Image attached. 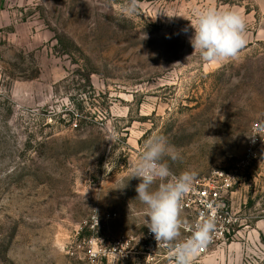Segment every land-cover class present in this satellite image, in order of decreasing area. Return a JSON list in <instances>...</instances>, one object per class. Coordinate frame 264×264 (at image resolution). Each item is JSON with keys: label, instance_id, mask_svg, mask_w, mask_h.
<instances>
[{"label": "rangeland", "instance_id": "374dc122", "mask_svg": "<svg viewBox=\"0 0 264 264\" xmlns=\"http://www.w3.org/2000/svg\"><path fill=\"white\" fill-rule=\"evenodd\" d=\"M123 2L2 0L0 264H176L184 232L151 247L129 179L145 141L204 179L264 124V0H138L131 17ZM209 7L245 17L238 59L194 53L188 19ZM225 203L234 233L191 264H264V148Z\"/></svg>", "mask_w": 264, "mask_h": 264}, {"label": "clouds", "instance_id": "9594fccd", "mask_svg": "<svg viewBox=\"0 0 264 264\" xmlns=\"http://www.w3.org/2000/svg\"><path fill=\"white\" fill-rule=\"evenodd\" d=\"M137 8L138 0H124L121 14L131 17ZM188 20L194 29L190 38L194 53H199L205 61L236 60L247 44L246 19L235 9L209 7L197 10L195 20ZM181 159L165 136L154 135L145 141L139 158L131 165L129 179L140 180L135 189L136 200L146 206L148 219H145V225L158 245L161 242L171 245L180 238L184 226L183 201L197 179L193 170L173 172L171 163ZM214 230L215 218L205 215L195 226L190 239L176 247V264H191V257L211 241Z\"/></svg>", "mask_w": 264, "mask_h": 264}, {"label": "built area", "instance_id": "2783aa9c", "mask_svg": "<svg viewBox=\"0 0 264 264\" xmlns=\"http://www.w3.org/2000/svg\"><path fill=\"white\" fill-rule=\"evenodd\" d=\"M1 3L2 0H0V5ZM263 148L264 124L255 123L251 128L243 155L232 165V167L227 170L215 171L208 178L196 179L193 189L186 195L183 201V213L194 214V220L190 224H184L182 231L185 234V239L181 244L177 245V247L186 243L190 239L195 226L205 217V215H211L215 218V230L212 233L211 241L195 252L197 255L200 256L206 254L210 248L226 241L228 237L234 233V229L238 224V219L225 203V197L239 183L242 175L258 160ZM114 217H116L115 214L108 215V218ZM148 238L151 240V247L168 248L167 243L161 242L158 245V242L151 231H149Z\"/></svg>", "mask_w": 264, "mask_h": 264}]
</instances>
